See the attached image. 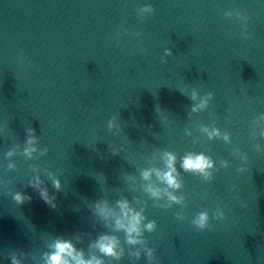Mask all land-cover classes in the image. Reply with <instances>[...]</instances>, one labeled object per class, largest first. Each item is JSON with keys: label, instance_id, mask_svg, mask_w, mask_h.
Wrapping results in <instances>:
<instances>
[{"label": "clouds", "instance_id": "clouds-1", "mask_svg": "<svg viewBox=\"0 0 264 264\" xmlns=\"http://www.w3.org/2000/svg\"><path fill=\"white\" fill-rule=\"evenodd\" d=\"M155 11L151 4H145L138 9L141 18L151 15ZM224 15L231 19L235 17L244 26L241 33L243 39L250 38L247 31V23L249 17L240 10H229ZM127 34V30H124ZM119 36L120 33H117ZM142 33H135L136 37H140ZM144 51L143 49H141ZM171 49H165V56H172ZM23 59V57H21ZM165 63L167 61H164ZM185 95L184 92H181ZM191 107L188 117L191 118L193 113H200L209 108L210 101L214 99L213 92H207L203 96L199 91L193 88L188 94ZM213 119L215 114H211ZM253 131L251 139L256 140L257 137L264 138V113L259 114L252 121ZM107 127L109 131L120 133L123 131L121 124L116 116L108 120ZM8 124L4 126L7 130ZM199 132L206 135L209 141L222 140L227 144H232V136L228 131H221L215 124L211 126L199 125ZM258 130V131H257ZM187 136L192 135V131L186 129ZM196 141H193L195 143ZM39 137L35 134L32 127L25 128V139L23 147L19 143L14 144L7 152L6 158L9 160L7 169L9 171L16 170L17 165L13 158L17 155L24 157L26 160H38L45 156L49 149L39 147ZM253 148L256 152H264V148L260 143H255ZM112 155L119 154V150L111 149ZM232 155L239 158L241 164L236 168L237 173L243 174L247 171L248 155L241 152L239 148L232 151ZM147 167L140 169L139 179L132 173H125L128 182V190L131 192H140L143 196H133L128 199L121 194L115 203H111L106 198H99L92 203L89 208L91 219L94 224L100 225L106 231H101L95 237L91 233H79L71 237L57 235L52 237L46 244V251H43L39 258L35 255L31 259L35 264H121V261L127 257L131 264H136L142 257L146 259V264H161L157 250L149 246V241L145 237V233H153L157 230V222L149 220L145 215L147 211L148 201H152V206L164 210L171 209L174 205H178L181 209L187 208V198L182 193L184 188L183 173L192 174L201 177L204 182H210L214 173L220 171L221 168L227 169L229 161L220 159L218 168L216 160L205 152L187 151L182 156L168 149L157 150L150 156L146 157ZM179 166V167H178ZM29 170L36 173L28 180L27 185L31 187L39 195L49 207L55 209L57 207L56 196L50 193L46 181L41 176L39 165H29ZM47 180L51 182L56 192L63 190L61 179L59 176L47 168L43 169ZM5 187L11 181H3ZM179 193V194H178ZM7 195L17 205H22L26 201H31L32 197L20 191H7ZM146 196L147 199L143 197ZM178 221L183 222L187 219L186 213L182 210L175 214ZM227 219L224 210L217 204L214 211L205 209L197 212L191 219V224L200 231L213 230L214 225L210 220H216L223 223ZM123 234V240L120 237ZM88 238L87 249L77 247L83 244L85 238ZM29 259V254L24 251L12 252L10 255L11 264H23V261Z\"/></svg>", "mask_w": 264, "mask_h": 264}]
</instances>
